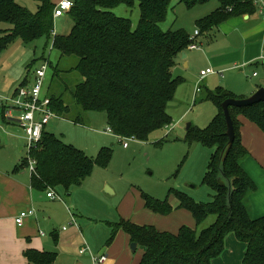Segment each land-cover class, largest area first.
I'll return each instance as SVG.
<instances>
[{
    "label": "trees",
    "instance_id": "16d2710c",
    "mask_svg": "<svg viewBox=\"0 0 264 264\" xmlns=\"http://www.w3.org/2000/svg\"><path fill=\"white\" fill-rule=\"evenodd\" d=\"M35 1L37 8L31 12L15 0H0V23L6 25L0 28V49L15 37L26 42L39 37L49 39L60 59H73V65L64 71L73 72L78 78L71 92L76 105L83 111L104 112L107 128L121 143L123 139L147 141L152 132L172 123L167 107L174 99L177 86L184 81L174 76L172 69L177 56L193 44L195 36L173 28L172 24L163 27L169 9L173 8L171 0H73L66 13L72 24L66 33L60 34L53 33V1ZM208 1L177 0L175 3L192 8ZM217 1V8L195 21L196 36L227 19L251 15L256 9L254 0ZM135 3L139 16L134 25L130 18L112 11L119 5L132 7ZM25 83L26 79L21 85ZM49 96L50 107L57 116L70 113L66 98ZM227 98L236 97L221 86L206 90L199 100L213 101L218 111L204 128L190 124L184 139L189 144L198 142L214 149L203 178L215 190L212 201L197 203L183 192L176 195L179 207L191 213L196 226L209 215H214L215 220L200 231L182 225L177 233L125 219L113 223L108 241L119 229L125 231L131 242L144 249L138 264H212L223 253L229 234L245 244L240 264H264V214L253 217L250 210L249 197L256 190V184L241 166L248 152L241 144L237 120L241 114L264 132V102L229 107L235 137L221 162L220 154L228 141L221 103ZM1 120L6 122L3 117ZM28 157L35 160L34 172H29L33 189L44 191L62 186L69 190L80 185L95 164L107 167L112 148L101 147L92 159L83 150L43 130L39 142L14 170L27 168ZM219 176L226 180L225 185L218 183ZM144 198L145 205L155 213L166 214L173 209L167 200L158 201L146 195ZM51 236L56 242V235L52 232ZM23 256L28 264H53L56 252L27 248Z\"/></svg>",
    "mask_w": 264,
    "mask_h": 264
},
{
    "label": "rangeland",
    "instance_id": "374dc122",
    "mask_svg": "<svg viewBox=\"0 0 264 264\" xmlns=\"http://www.w3.org/2000/svg\"><path fill=\"white\" fill-rule=\"evenodd\" d=\"M15 1L31 12H35L38 4L35 0ZM176 1L171 0L173 8L169 9L163 27L172 24L173 28L185 30L189 35L195 36L193 43L200 45V48H186L184 51V61L188 58L189 65L179 63V55L175 60L172 73L182 77L184 81L177 86L174 101L167 107L172 123L152 132L147 141L123 139L128 143L127 147H123L118 137L108 130L104 112L83 111L76 105L71 92L78 78L73 72L64 71L70 69L73 59H60L58 50L52 48L49 39L39 37L26 42L15 37L0 49V95L12 96L22 81H30L34 70L46 62L44 91L49 95L63 96L70 105L68 115L52 117L46 128L66 144L83 150L92 159L96 158L101 147L112 148V157L107 167L95 164L91 174L80 185L71 186L69 190L62 186L53 188L57 198L44 202L39 212L44 213L46 206L51 213L52 219L48 220L51 231L59 230L62 226L69 227L71 214L79 226L90 224L85 228V234L91 245L98 242L103 231L109 230L111 234L112 224L120 219L133 222L137 220L140 224L149 225L157 223L169 228L170 232L177 233L182 226L178 225L189 221V216L180 215V212L188 214L189 211L179 207L177 192L185 193L197 203L212 201L215 190L203 178L214 149L198 142L189 144L184 140L188 123L204 128L218 111L213 101L199 100L205 94L204 89L195 100L196 88L198 84L201 88L207 87L210 90L223 86L237 96L250 91L255 85L264 86V69L260 58L256 63L215 70L200 81L198 74L201 69L211 67L206 61L207 46L214 52L224 44V40L216 33L210 42H204L205 39L200 37L202 44L198 43L194 19L212 12L219 3L217 0H210L206 4L187 8L182 3L176 4ZM112 11L116 15L130 18L133 25L138 20L137 3L132 7L119 5ZM258 23L260 21L256 19L245 24ZM71 24L68 14L54 18L53 33H66ZM5 27L4 23H0L1 29ZM26 156L27 137L22 128L14 122L1 120L0 173ZM25 172L29 173V169L25 168ZM219 177L226 182L222 176ZM145 195L158 201L167 200L173 209L166 214L155 213L145 205ZM65 216L68 217L67 221L64 220ZM153 216H159L157 218L160 219L155 221ZM190 216L192 217L191 213ZM214 220L215 216L209 215L201 224L192 228L200 231ZM155 227L158 228L156 225ZM138 250L139 247L134 253Z\"/></svg>",
    "mask_w": 264,
    "mask_h": 264
},
{
    "label": "crops",
    "instance_id": "0c3cea01",
    "mask_svg": "<svg viewBox=\"0 0 264 264\" xmlns=\"http://www.w3.org/2000/svg\"><path fill=\"white\" fill-rule=\"evenodd\" d=\"M52 1L56 4L59 0ZM262 1L264 2V0ZM255 7V12L251 15L244 14L227 19L217 27L197 35L199 40L198 43L200 44H202L200 41L201 39H199L200 37L205 39L204 42H210L216 33L224 40V44L214 50V52H211L209 46H207L208 50L206 51L208 58H206V61L211 64L213 71L230 68L235 65L242 66L256 63L260 61V58L263 59H261V64L263 66L264 5L262 6V2L259 1L255 4ZM198 18L194 19V23ZM256 19H259L260 23L251 25L245 24ZM198 46L200 48V45ZM184 58H186V54L184 57L179 55V63L184 66L189 65L190 62L188 58L187 61H184ZM239 61L241 62L240 64L237 63ZM206 76L204 78H206ZM204 78L200 79V81ZM2 80H4L3 77ZM198 87L200 90L196 91L195 100L199 95L198 93L202 92V89L205 91L210 90L207 89V87L201 88L199 84ZM259 87L262 86L255 85L250 91L240 93L237 96L228 88H223L231 91L236 98H244L251 95ZM43 93L49 95L48 92L44 90ZM237 120L239 122L238 130L241 144L248 152V155L242 159L241 166L256 184V190L249 197L250 210L253 217H259L264 214V132L254 122L241 114L237 115ZM45 130L50 131L46 127ZM18 163L8 169H4V171L0 173V264H28L23 256V251L27 248L56 252V259L53 264L139 263L144 249L137 245L139 250L137 253H134V250H131L129 246L131 244L130 237L122 229L116 232L111 241H108L109 230L108 232L103 231L98 242L92 244V246L85 234V228L89 227L90 224L85 223L84 226L81 227L79 224H76L77 221L74 219V216L70 214L69 227L62 226L59 230L51 231L52 227H50V222H48V220L52 219V215L47 210V207H44V213H39L40 210H42L44 202L50 199L46 196V192L50 187L44 191L33 189L30 185V174L25 172V168L14 170ZM28 209L33 210V213L24 217L22 224L18 225L15 221L16 217L21 211ZM175 213L176 211L171 215ZM180 215L183 217L189 216V221L186 223L184 222L185 224L181 222L178 225L179 227L183 224L191 228L196 225L194 218L190 216L189 212L188 214L180 212ZM157 217L159 216H153L155 221L160 219ZM64 220L67 221L68 217L65 216ZM139 222L140 221L136 220L133 223L139 225L146 224H140ZM154 224L158 229L161 228L160 230L169 231V228L161 227L157 223ZM52 232L56 235V242H54L51 236ZM81 249H85V252L80 253ZM244 250L245 244L236 239L233 234H229L225 240V249L223 253L214 258L212 264H240ZM102 255L105 256V259L98 262L99 257Z\"/></svg>",
    "mask_w": 264,
    "mask_h": 264
},
{
    "label": "built area",
    "instance_id": "2783aa9c",
    "mask_svg": "<svg viewBox=\"0 0 264 264\" xmlns=\"http://www.w3.org/2000/svg\"><path fill=\"white\" fill-rule=\"evenodd\" d=\"M262 0H254V3ZM73 4V0H59L53 9V17H62L66 14ZM196 34V31H195ZM199 46L195 43L188 46L189 49H197ZM47 64L42 63L33 72L32 79L27 83L20 85L12 96L0 95V121L1 117L6 122L16 123L24 131L27 137V152L31 147L36 146L39 142L43 130L49 123L52 117L57 116L50 107V96L43 93L45 70ZM214 72L212 68H206L199 72V79ZM254 75L256 73L254 72ZM200 88L197 86L196 91ZM109 131H111L108 128ZM122 146L127 147L128 143L122 140ZM27 168L29 172H34L35 160L28 157ZM46 196L50 199H56L57 195L53 189L49 188ZM33 210H23L16 217L15 221L18 225L22 224L23 218L32 214ZM85 249H81L80 253H84ZM105 259V256H100L98 262Z\"/></svg>",
    "mask_w": 264,
    "mask_h": 264
},
{
    "label": "water",
    "instance_id": "95a60500",
    "mask_svg": "<svg viewBox=\"0 0 264 264\" xmlns=\"http://www.w3.org/2000/svg\"><path fill=\"white\" fill-rule=\"evenodd\" d=\"M181 56L184 57L185 54L182 53ZM258 102H264V87L263 86L259 87L256 91H254L248 97L227 98L221 103V107L223 110L225 123H226L225 134L228 138V141H227L226 145L224 146V148L220 154V161L221 162L225 159L226 155L228 154V152L232 146V143L234 141V137H235L234 125H233L231 115L229 113V107L230 106L239 107V108L240 107H247V106L253 105V104L258 103ZM189 125H190V123H188L186 125V129L188 128ZM217 181L220 185H225V182L221 179V177H218ZM232 183H233V179L230 180V184H232ZM107 189H108V192L112 193V191L109 188H107ZM137 245L138 244L136 242H131V244H130L131 250H135Z\"/></svg>",
    "mask_w": 264,
    "mask_h": 264
}]
</instances>
